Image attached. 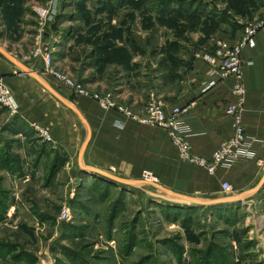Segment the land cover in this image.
<instances>
[{
    "label": "rangeland",
    "instance_id": "374dc122",
    "mask_svg": "<svg viewBox=\"0 0 264 264\" xmlns=\"http://www.w3.org/2000/svg\"><path fill=\"white\" fill-rule=\"evenodd\" d=\"M263 21L264 0H0V47L44 72L35 51H51L56 70L115 100L130 75L187 72ZM56 154L0 108V264H264V189L198 207L151 186L54 183Z\"/></svg>",
    "mask_w": 264,
    "mask_h": 264
},
{
    "label": "crops",
    "instance_id": "0c3cea01",
    "mask_svg": "<svg viewBox=\"0 0 264 264\" xmlns=\"http://www.w3.org/2000/svg\"><path fill=\"white\" fill-rule=\"evenodd\" d=\"M244 37L245 34L237 32L224 34L220 39L236 45ZM254 41L253 48L246 46L241 53L245 88L241 117L247 136L257 140L254 158L241 160L230 169H219L215 175L182 162L164 129L144 125L116 109L102 108L93 97L78 95L60 85L41 70L40 64L33 66L16 57L61 99L1 54L0 77L16 100L15 116L35 131L45 148L57 153L52 160L36 158V162L53 161L51 170L56 173H51L50 177L54 183L96 180L92 173L81 170V158L84 166L128 181H142L143 174L149 172L154 182L174 193L202 201H218L249 192L260 186L264 179V21L258 26ZM212 48L196 55L187 72L185 68L179 69L172 78L170 72L165 75V71L157 77L130 75L128 85L116 95V102L138 117L146 116V108L153 100L168 110L173 107L186 109L185 120L193 132L189 139L192 150L199 156L210 157L233 135L232 119L224 107L234 100L235 84V79L229 78L208 89L211 68L205 57L213 54ZM57 65L59 62L55 63L56 68ZM223 183L232 186L230 195L225 194ZM260 191L243 200H250Z\"/></svg>",
    "mask_w": 264,
    "mask_h": 264
},
{
    "label": "built area",
    "instance_id": "2783aa9c",
    "mask_svg": "<svg viewBox=\"0 0 264 264\" xmlns=\"http://www.w3.org/2000/svg\"><path fill=\"white\" fill-rule=\"evenodd\" d=\"M37 13L42 20H47L51 17L50 11L46 8L39 9ZM258 26L249 27L246 30L244 39L236 45H230L223 39L217 40V48L214 50V53L205 57L211 68L208 89L214 87L218 82L229 78L235 79L232 90L234 100L227 103L224 107L225 113L232 119L233 135L222 142L220 147L210 157H202L193 152L189 141L193 132L185 120L186 109L173 107L168 110L158 101L153 100L146 108V116L138 117L120 106L111 96L103 97L97 93L91 94L92 92L83 88L82 84L72 80L69 74L56 70L52 65L51 51H43L39 47L35 51V55L44 61L46 66L45 71L60 85L67 87L78 95L93 97L104 109H116L144 125L157 126L164 129L175 146L178 157L182 162L199 166L210 175H215L219 169H230L241 160L254 158L253 149L257 140L247 136L241 117L245 99L241 53L244 47L249 46L253 48L255 46L254 36ZM0 108L8 109L13 115L17 113L18 108L11 90L1 77ZM143 180L154 181L149 172L143 174ZM222 187L227 195H230L233 191L232 186L228 183H223Z\"/></svg>",
    "mask_w": 264,
    "mask_h": 264
},
{
    "label": "water",
    "instance_id": "95a60500",
    "mask_svg": "<svg viewBox=\"0 0 264 264\" xmlns=\"http://www.w3.org/2000/svg\"><path fill=\"white\" fill-rule=\"evenodd\" d=\"M0 54L2 56H4L5 58H7L8 60H10L11 62H13L24 73L33 76L39 82H41L45 87H47L49 90H51L47 83H45L41 78H39L38 75L35 72H33L32 70H30L26 65H24L23 63L18 61L17 58L14 57L9 51H7L4 48L0 47ZM51 92L53 94H55L59 99H61L60 96L57 95L54 91L51 90ZM70 107L74 111H76L78 113V111L75 108H73L72 106H70ZM79 163H80V166H81V170L83 172L92 173V176L94 178H96V179H101V180L107 181L108 183L121 184L123 186H128V187L129 186H137L139 184L150 185V186H153L156 189L161 190L162 192L166 193L169 196H173V197H175L177 199H180V200L186 202L189 205L198 206V207L199 206L200 207H210V206H218V205H222V204L236 203V202H239V201L243 200L245 196L251 195L253 193H256V192L260 191L262 187H264V179H263V181L260 184V186L256 187L255 189H253V190H251L249 192L242 193L240 195L233 196V197H226V198L218 200V201H202V200H198L196 198H192V197H188V196H184V195H181V194L174 193V192H172L170 190H167L166 188H163L162 186H160L156 182H152V181L150 182V181H144V180H142V181H128V180L116 177V176H114V175H112L110 173H107L105 171H101V170H97L95 168L84 166L82 164V159L81 158L79 160Z\"/></svg>",
    "mask_w": 264,
    "mask_h": 264
},
{
    "label": "bare ground",
    "instance_id": "6f19581e",
    "mask_svg": "<svg viewBox=\"0 0 264 264\" xmlns=\"http://www.w3.org/2000/svg\"><path fill=\"white\" fill-rule=\"evenodd\" d=\"M150 181V180H149ZM151 182V181H150ZM152 182H154V181H152Z\"/></svg>",
    "mask_w": 264,
    "mask_h": 264
},
{
    "label": "trees",
    "instance_id": "16d2710c",
    "mask_svg": "<svg viewBox=\"0 0 264 264\" xmlns=\"http://www.w3.org/2000/svg\"><path fill=\"white\" fill-rule=\"evenodd\" d=\"M52 173H54V171H52Z\"/></svg>",
    "mask_w": 264,
    "mask_h": 264
}]
</instances>
